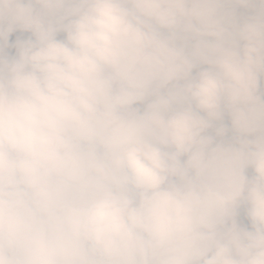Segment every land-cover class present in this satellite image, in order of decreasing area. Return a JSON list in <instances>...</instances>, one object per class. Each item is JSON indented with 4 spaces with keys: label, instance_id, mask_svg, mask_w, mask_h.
<instances>
[{
    "label": "clouds",
    "instance_id": "clouds-1",
    "mask_svg": "<svg viewBox=\"0 0 264 264\" xmlns=\"http://www.w3.org/2000/svg\"><path fill=\"white\" fill-rule=\"evenodd\" d=\"M262 79L264 0H0V264H264Z\"/></svg>",
    "mask_w": 264,
    "mask_h": 264
},
{
    "label": "rangeland",
    "instance_id": "rangeland-1",
    "mask_svg": "<svg viewBox=\"0 0 264 264\" xmlns=\"http://www.w3.org/2000/svg\"><path fill=\"white\" fill-rule=\"evenodd\" d=\"M239 11L241 13L245 14V15H251V14H253V12H252L251 9H248V10L239 9ZM29 37H31V33L30 32H24V31H20V30H17L15 32H13L9 36V38H8V44H9V46H7L5 48L6 54H8V55H14L16 50H15V47L13 45L15 44L16 40L17 39H26V38H29ZM63 37H64V34L63 33L59 34V36H58V38H61V39ZM33 39H34V37H33ZM262 91L264 92V87H262ZM247 174L249 176H251L253 174L252 173V170L251 169H248L247 170ZM239 211H240V215L237 218L238 219V223H241V226L247 227L249 230H251V225H250V222L246 218L244 207L242 206Z\"/></svg>",
    "mask_w": 264,
    "mask_h": 264
},
{
    "label": "crops",
    "instance_id": "crops-1",
    "mask_svg": "<svg viewBox=\"0 0 264 264\" xmlns=\"http://www.w3.org/2000/svg\"><path fill=\"white\" fill-rule=\"evenodd\" d=\"M262 87H264V79H262V81H261V91H262Z\"/></svg>",
    "mask_w": 264,
    "mask_h": 264
}]
</instances>
